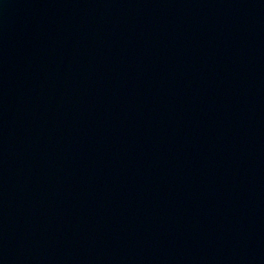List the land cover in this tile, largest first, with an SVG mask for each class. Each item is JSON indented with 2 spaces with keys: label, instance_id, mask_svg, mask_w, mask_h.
Listing matches in <instances>:
<instances>
[{
  "label": "water",
  "instance_id": "95a60500",
  "mask_svg": "<svg viewBox=\"0 0 264 264\" xmlns=\"http://www.w3.org/2000/svg\"><path fill=\"white\" fill-rule=\"evenodd\" d=\"M0 264H264V0H0Z\"/></svg>",
  "mask_w": 264,
  "mask_h": 264
}]
</instances>
